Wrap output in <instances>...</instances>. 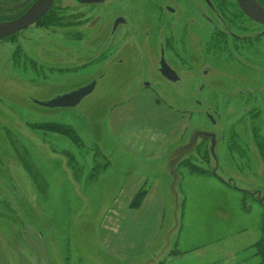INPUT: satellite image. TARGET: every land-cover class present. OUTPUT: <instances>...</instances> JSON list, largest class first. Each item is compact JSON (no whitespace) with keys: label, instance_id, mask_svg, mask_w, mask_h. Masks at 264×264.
Here are the masks:
<instances>
[{"label":"rangeland","instance_id":"rangeland-1","mask_svg":"<svg viewBox=\"0 0 264 264\" xmlns=\"http://www.w3.org/2000/svg\"><path fill=\"white\" fill-rule=\"evenodd\" d=\"M4 1L0 23L12 19L18 8V0ZM180 3L188 7L191 0ZM199 20L200 28L172 27L176 40L169 47L176 58H170L183 82L159 84L163 92L140 86L131 94L119 87L124 78L129 85L148 79L156 45L121 42L114 53L108 48L102 54L90 43L93 30L84 29L83 40H74L61 22L57 28L35 25L0 40V264H258L253 245L260 240L264 247L263 29L240 20V28L233 29L239 38L214 45L206 42L210 26ZM98 28L103 36L104 25ZM190 59L199 61L194 72L188 68ZM75 64L78 68L71 69ZM203 70L210 72L207 79ZM98 75L104 77L74 108L36 104ZM214 77L223 80V92L209 87L197 91L198 83L209 85ZM152 81L156 86L158 81ZM157 98L161 105L154 110ZM122 106L120 136L125 137L128 129L147 127L144 138L149 129L164 128L163 115L186 114L187 130L177 146L183 145L162 151L170 152L173 179L156 175L163 185L159 190L150 176L134 209L150 189L148 202L158 200L159 191L163 199L144 206L134 219L121 209L125 195L120 194L129 190L118 185L126 178L120 169L133 166L121 152L139 151L129 149L132 141L126 148L109 129ZM47 125H57L61 132ZM110 220L120 221L125 233L131 223L135 253L119 257L108 248L115 237L105 241L100 228ZM147 242L151 245L145 249Z\"/></svg>","mask_w":264,"mask_h":264},{"label":"flooded vegetation","instance_id":"flooded-vegetation-1","mask_svg":"<svg viewBox=\"0 0 264 264\" xmlns=\"http://www.w3.org/2000/svg\"><path fill=\"white\" fill-rule=\"evenodd\" d=\"M6 1L7 0L4 2ZM36 1L37 0H18L16 15L12 19H10L11 16H9L7 19L10 20L7 21H11L23 15ZM252 1L264 9V0ZM111 2H116L120 7H115L114 5L116 4L110 5ZM126 3L131 4L127 7ZM98 6L104 7L98 9ZM182 8L187 9L183 11ZM184 12L191 13L192 15L185 17ZM242 17L245 20L247 19L250 23L257 25L258 28L263 29L261 30V35L264 36V26L247 17L240 8L237 0H191V4H189L188 7L183 6L180 3V0H94L92 2L86 0H53L50 9L45 15L28 28H32L35 25L37 28L42 29L57 28L58 26L54 25H58L57 22H61L59 25L63 27L66 30L67 35L74 40H83L81 32L88 28L94 32L93 37L90 39L92 47L101 49L102 54L104 53L103 51L108 48L111 53H114L118 50V45L121 42L138 43L147 46L156 45L157 50L152 53L151 57V61H154L155 59L154 66L151 65L149 68L147 67L149 71L148 79L141 81L138 79L139 82L137 80L138 84L135 85H129L128 83L131 82L127 81L128 78H124L120 82L121 85H119V87L122 89L127 87L128 90L125 91L130 93L131 90V94H134L140 90V86H142L143 89L152 88L157 92H163V89L159 87V84L164 85V87L166 85L169 87H175L182 84V76L175 68L176 65H174V61L170 58V55L173 56V60L176 58V54L174 55V48H171L172 46L169 47V44H172L171 41L173 40V44H175L176 40V31L173 30L172 27L175 26L177 28V26L182 23L178 28L185 31L187 26H192L194 24L199 26L200 20L198 21V19L205 20L204 22L210 26V33L206 42L208 44L213 43L215 45L220 43L224 45L227 44L229 40L234 41L239 38L237 34H234L233 29L235 27L240 28L239 25H237L240 20L249 25V23ZM40 23L42 25H40ZM172 23L174 25H171ZM103 25L106 32L101 36V32L99 34L98 31V26L101 27ZM137 25L138 28L136 27ZM119 28L124 29L121 31V36L118 33ZM244 28L247 29V26ZM21 32L16 33L13 37L17 34L19 35ZM189 36L191 37V35ZM200 37L203 38L202 35L199 34L197 37V43L199 42V45L201 40ZM115 38H119L117 44L113 43ZM233 41L229 43L231 49ZM200 51H203V49H200ZM82 54L84 55V51ZM182 54H184V52ZM71 55L75 58H79L76 52H72ZM162 59L176 74V81H170L164 78L160 73V62ZM86 63L88 62L82 63L81 65L83 66ZM118 64H123L122 59L118 60ZM73 66L74 68L71 69L78 68V65L76 64ZM195 67L199 68V61L197 63L195 59H190L188 66L189 70L194 72ZM145 74H147V70L143 72V75L142 73L141 75L139 74V78H143ZM201 76L204 78L207 76L209 77L210 72L208 70H203ZM102 77H104V75L101 77L98 75L91 80H94L97 84V81ZM151 77L158 81V83L156 82V86L152 87L153 81ZM197 79L198 78L195 80ZM92 81H88L87 83L78 86V88L87 85ZM225 86L223 80L214 77L210 80L209 85H201L198 83L197 91L202 92L204 88L209 87L212 90L210 92H213V90L219 91L220 89L223 92ZM246 93H248V91H246Z\"/></svg>","mask_w":264,"mask_h":264},{"label":"crops","instance_id":"crops-1","mask_svg":"<svg viewBox=\"0 0 264 264\" xmlns=\"http://www.w3.org/2000/svg\"><path fill=\"white\" fill-rule=\"evenodd\" d=\"M134 98V97H133ZM159 98L154 100V104L151 105V108L154 110L159 109L160 102ZM124 109V106L121 107L120 112H118L116 117H114L111 120V125L109 129H112V132L116 135H118V138L120 140H123L124 143H122L126 147V142L132 141L133 144H129L132 146V148L129 149H137L139 152H121V157H124L127 159V162L129 165L133 164V166H129V168L120 169L121 171H124L123 174L126 176L124 178L121 177V180L119 182L120 190H123V188L129 190L128 193L121 192V196L124 198L123 195H125V201L121 204V209L126 211L128 214L132 215V219L136 216V213H140L139 211L144 209V206H147L150 202H159L163 199L161 191L157 192L158 200L156 198H152L150 202L151 193L150 190L148 191L142 205L138 209H132L130 208L131 199L134 194H136L137 191H139V188L145 187V185L148 183V180L150 176H153V187L157 189H161V181L159 177L162 173L168 174L170 177L169 179H173L172 172L169 170V158L168 155L170 152H162L164 151V148L168 147L167 150H170L171 148L177 146L179 141H182L186 130V114L183 112L182 114L177 113L175 116H164V128L160 130L158 129H149L148 135H146L144 138H141L140 136L145 134L147 127H142L141 130L134 129H128L126 136L121 135V122L124 121V119L119 118L120 113ZM172 111V110H171ZM173 112V111H172ZM145 126V125H144ZM156 130V131H155ZM121 145V144H120ZM183 144L180 145V147ZM179 147V148H180ZM127 148V147H126ZM177 146L176 151L179 149ZM175 151V152H176ZM136 162V163H132ZM126 165H122L120 168L125 167ZM174 167V166H173ZM160 174V175H159ZM156 175H159L156 176ZM122 181V182H121ZM152 188V187H151ZM129 200V201H128ZM129 211H132L131 213ZM135 214H132L134 213ZM122 219V218H121ZM120 219V220H121ZM131 219V220H132ZM158 220V224H159ZM118 224L117 227H115V224ZM131 223H130V232L125 233L123 232V224L119 221L110 220V222L105 225V223L100 228L101 235L103 236L104 240L111 239L112 237H115V243L112 241L108 242V248L119 255V257L126 256L127 252L129 254L135 253L134 250L136 248V244L131 240ZM157 229L159 226L157 225ZM154 235H157L155 233ZM104 242V241H103ZM151 245V243L147 242L144 247L145 249L148 248ZM143 249V250H145Z\"/></svg>","mask_w":264,"mask_h":264},{"label":"water","instance_id":"water-1","mask_svg":"<svg viewBox=\"0 0 264 264\" xmlns=\"http://www.w3.org/2000/svg\"><path fill=\"white\" fill-rule=\"evenodd\" d=\"M92 2L94 0H86ZM240 8L251 20L264 26V9L256 5L252 0H237ZM53 0H37L33 6L23 15L11 21L0 23V40L10 35L21 32L35 24L50 9ZM160 73L170 81H176V74L165 64L162 59L160 62ZM96 82L93 80L87 85L76 88L75 90L57 95L50 100L37 102V105L46 108H74L83 98L91 94L95 88ZM215 147V139L211 137V153Z\"/></svg>","mask_w":264,"mask_h":264},{"label":"trees","instance_id":"trees-1","mask_svg":"<svg viewBox=\"0 0 264 264\" xmlns=\"http://www.w3.org/2000/svg\"><path fill=\"white\" fill-rule=\"evenodd\" d=\"M40 25H42V24L40 23ZM46 128L48 130H51V131L61 132V130L58 128L57 125H47ZM63 133L67 134L69 136V138L70 137H72V138L74 137V134H73V132L71 130L65 129L63 131ZM193 170L197 171V169H193ZM197 172L203 173L204 171L198 170ZM143 195H144V189L141 188V190L137 193L136 197L131 201L130 208L134 209V208L138 207L140 205L141 201H142ZM253 249L255 251L254 252V257H256L259 260L258 264H264V247L262 246V242L259 240L257 243H255L253 245Z\"/></svg>","mask_w":264,"mask_h":264}]
</instances>
